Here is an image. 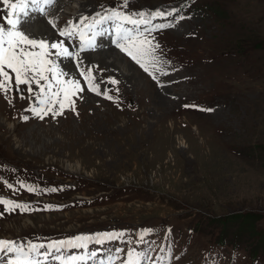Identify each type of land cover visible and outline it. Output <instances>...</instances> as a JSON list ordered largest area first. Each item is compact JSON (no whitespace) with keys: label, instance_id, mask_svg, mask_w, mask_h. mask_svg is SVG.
Instances as JSON below:
<instances>
[{"label":"rangeland","instance_id":"obj_1","mask_svg":"<svg viewBox=\"0 0 264 264\" xmlns=\"http://www.w3.org/2000/svg\"><path fill=\"white\" fill-rule=\"evenodd\" d=\"M123 4L68 0L61 7L67 18L57 24L78 21L70 20L75 11L92 16L108 10L177 9L185 17L178 23L173 16L151 21L174 25L152 33L161 46L156 55L163 72L152 79L105 36L106 46L81 59L111 101L89 92L75 62L63 59L58 61L62 68L72 69L85 89L82 98H74L75 111L41 120L27 110L35 103L27 92L24 99L11 93V110L0 108V197L28 203L33 210L6 213L0 206V239L46 244L121 232L124 236L115 241L90 242L104 250L96 259L106 260L121 249L114 261L121 264L134 248L148 253L144 264H264L259 238L264 230V0ZM2 8L0 24L6 14ZM177 29L190 47L181 67L185 80L179 81L175 76L182 72L172 56L182 53L171 47L177 39L169 35ZM107 47L125 71L112 64V55L104 64L98 61L95 53ZM20 183L43 191L29 193L19 189ZM246 214L254 215L253 234L231 218Z\"/></svg>","mask_w":264,"mask_h":264},{"label":"snow or ice","instance_id":"obj_2","mask_svg":"<svg viewBox=\"0 0 264 264\" xmlns=\"http://www.w3.org/2000/svg\"><path fill=\"white\" fill-rule=\"evenodd\" d=\"M55 3L56 0H0L2 10L6 13L3 17L4 24H0V94L7 100L8 95L15 91L24 99L23 93L26 91L35 101L27 110L41 120L48 115L53 118L61 116L66 110L75 111L74 98H82L79 94L85 91L80 79L73 76L72 69L65 70L58 61L63 59L75 62V70L83 78L87 90L97 96L103 95L104 99L111 101L112 96L107 92L102 93L95 82L93 68L88 67L85 70L82 67L81 53L95 51L98 47L97 38L109 36L111 44L120 53L130 58L155 80L154 73L163 72V68L156 55L161 46L155 41L152 33L174 25L152 24L151 21L173 16L178 23L185 18L178 15L177 9L156 10L151 13L139 11L131 14L108 10L103 14L96 12L92 16L82 15L78 21H69L65 26L58 27L57 21L50 18V10ZM128 6L129 0H124L123 7ZM38 19L45 20L52 30H56L60 39L49 35L46 29L38 26ZM109 24L111 27H108ZM107 83L115 85L118 81L109 79ZM8 102L11 103V100ZM199 110L205 111L203 108ZM24 119L27 120V117ZM6 186L13 194L17 193L18 189L12 184ZM19 189L33 194L43 191L24 183L19 184ZM51 191L55 192L57 189L53 188ZM0 206H3L6 213L33 210L32 205L28 203L2 197ZM45 207L48 209L51 206ZM147 234V231L142 233L140 240L143 241ZM123 236L124 233L121 232H103L94 236L54 240L47 244L31 241L24 244L0 239V261H4V264H50V261L58 264H87L89 260H95L97 257L95 251H88L90 242L101 244ZM69 249H82L84 254L64 256L63 253ZM121 251L117 249L116 256L109 255L107 261L102 260L100 264H114ZM148 259L150 257L147 252L130 248L121 264H144Z\"/></svg>","mask_w":264,"mask_h":264},{"label":"bare ground","instance_id":"obj_3","mask_svg":"<svg viewBox=\"0 0 264 264\" xmlns=\"http://www.w3.org/2000/svg\"><path fill=\"white\" fill-rule=\"evenodd\" d=\"M91 1V0H90ZM68 2V0L66 1V0H56V3H55V5L53 6V8L51 9V15H50V18H52V19H54V20H56L57 21V23L58 22H62L63 20H65L66 18H67V16H66V14L68 13L67 11H62L61 10V7L65 4V3H67ZM87 2V1H86ZM101 2V1H100ZM87 5H88V3H87ZM168 5H170L169 3H168ZM167 5V6H168ZM0 6H2V4L0 5ZM94 6V5H93ZM150 6V5H149ZM92 7V6H91ZM104 7V6H103ZM101 8V7H100ZM107 8V7H106ZM151 8V7H150ZM135 9V8H134ZM98 10V9H97ZM107 10V9H106ZM129 11H131V10H129ZM142 11V10H141ZM147 12V11H146ZM149 12V11H148ZM127 13V12H126ZM132 13V12H131ZM130 13V14H131ZM5 15V14H4ZM71 15V17H70V20H72L73 21V19H75V18H80V16H82L83 14H81V11H75L74 13H71L70 14ZM87 15H89V14H87ZM90 15H91V13H90ZM1 16V15H0ZM41 19H38L37 20V24H38V26H40L41 28H44V29H46L47 31L49 30V27L48 26H46L45 24H42L41 23V21H40ZM155 23V22H154ZM157 23V22H156ZM180 29V28H179ZM179 29H177V30H173L172 32H171V34H169V33H167V34H169L170 36H174V37H176V41L174 42V44L171 46V47H174V51L177 53V54H180V53H182V56H179V55H175V56H172L171 55V53H169L173 58L172 59H174L175 60V62H177V64H178V67L176 68L177 69V71L178 72H180L181 71V69L182 70H184V68H181V67H184V64H185V57L187 56H185V48L187 49V47H185V37H180V33H181V31L179 30ZM182 29V28H181ZM187 29V28H186ZM187 31H188V29H187ZM191 32V31H190ZM184 33H186V32H184ZM193 34H194V32H193ZM169 36V37H170ZM182 36V35H181ZM195 36H198V35H195ZM193 37V36H192ZM192 37H190V38H192ZM99 39H100V41H102L103 43L100 45L99 43H100V41L99 42H97V44H98V46L101 48V47H104V46H106V43L107 42H105L104 43V39H105V41H106V37L104 38V37H98ZM156 38V37H155ZM101 39H103V40H101ZM187 39V38H186ZM194 39H195V37H194ZM201 39H202V37H201ZM174 40V39H173ZM172 41V40H171ZM163 42V41H162ZM194 42H196V41H194ZM165 43V42H164ZM193 43V42H192ZM160 44V43H159ZM103 45V46H102ZM171 45V44H170ZM168 46V45H167ZM170 48V47H169ZM189 49H190V47H188ZM198 48V47H197ZM171 50H172V48H171ZM190 51V50H189ZM167 52H169V51H167ZM158 53V52H157ZM175 53V54H176ZM82 55H84V56H86V60L88 59L89 60V58H91V56L90 55H92V52L91 51H87V52H84V53H81ZM95 54H97V57L96 58H98V61L99 62H101V63H105V62H108V61H106V58L107 57H109V56H111L110 58H112V60H113V62H112V64L114 65V66H117L118 68H119V65L118 64H120V61H119V58H118V55H117V53H115V52H112V49H110L109 47H107V48H103V49H100V52H97V53H95ZM160 54V53H159ZM172 54H173V50H172ZM174 55V54H173ZM193 56V55H192ZM161 57V56H160ZM159 57V58H160ZM168 58H169V56H167ZM166 57V58H167ZM197 57V56H196ZM190 58V57H189ZM170 59V58H169ZM163 60H165V59H163ZM162 61V60H161ZM115 62H117V64H115ZM169 63H167V65H168ZM193 64V63H192ZM172 65V64H171ZM176 65V64H175ZM188 65V64H187ZM190 65V64H189ZM166 66V65H165ZM170 66V65H169ZM175 67V66H174ZM187 68V67H186ZM192 68V67H191ZM107 69H109V68H107ZM119 69H121V72L122 71H125L126 69H125V67L123 68V67H120ZM200 69V68H199ZM110 70H112V69H110ZM117 70V69H116ZM118 71L119 70H117V73H118ZM176 71V72H177ZM197 71V70H196ZM200 71V70H199ZM182 72V73H181ZM180 73L181 74H178L177 76H175L177 79H178V81L179 80H185V73L183 72V71H181ZM205 72H207V71H205ZM108 73V72H107ZM106 73V74H107ZM120 73V72H119ZM189 73V72H188ZM74 75V74H73ZM121 75V74H120ZM206 77V76H205ZM185 82V81H184ZM190 86V85H189ZM23 87V86H22ZM193 89V88H192ZM13 92H15V91H13ZM26 92V91H25ZM14 95V94H13ZM158 97V96H157ZM11 98H12V94L10 93L9 95H8V99L6 100L5 98H4V96L2 95V94H0V108H4V109H6V110H11V105H10V103L8 102V100H11ZM15 103V102H14ZM213 156H209V158H212ZM218 157V156H217ZM208 158V157H207ZM216 158V157H215ZM219 158V157H218ZM210 160V159H209ZM208 160V161H209ZM219 161H220V159H219ZM218 162V161H217ZM213 165V164H212Z\"/></svg>","mask_w":264,"mask_h":264},{"label":"trees","instance_id":"obj_4","mask_svg":"<svg viewBox=\"0 0 264 264\" xmlns=\"http://www.w3.org/2000/svg\"><path fill=\"white\" fill-rule=\"evenodd\" d=\"M263 43H260L262 46H264V39H263V41H262ZM261 45H257V48H261ZM238 217H240V215H238V216H235V217H233V216H231V218L232 219H237V220H239L241 223V225H240V228L241 229H244V228H249V229H251V234H253V227H252V225H251V223L250 222H254L253 221V218H254V215H252V214H246V215H244V216H242V217H240V218H238ZM259 238L262 240L261 241V243L264 245V230L262 231V233L259 235Z\"/></svg>","mask_w":264,"mask_h":264}]
</instances>
